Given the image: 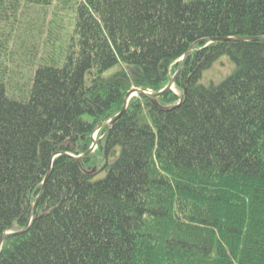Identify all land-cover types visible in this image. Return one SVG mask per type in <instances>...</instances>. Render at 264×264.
<instances>
[{
  "label": "trees",
  "instance_id": "16d2710c",
  "mask_svg": "<svg viewBox=\"0 0 264 264\" xmlns=\"http://www.w3.org/2000/svg\"><path fill=\"white\" fill-rule=\"evenodd\" d=\"M49 8L17 98L13 49ZM257 38L264 0H0V242L25 229L50 173L0 264H264ZM203 40L173 91L138 93L109 125L131 91H163Z\"/></svg>",
  "mask_w": 264,
  "mask_h": 264
},
{
  "label": "rangeland",
  "instance_id": "374dc122",
  "mask_svg": "<svg viewBox=\"0 0 264 264\" xmlns=\"http://www.w3.org/2000/svg\"><path fill=\"white\" fill-rule=\"evenodd\" d=\"M50 8L46 9V12L38 11L29 15V18L25 20V29L20 36L17 46L14 47L12 52V68L13 72L9 80V92L15 97H26L31 87L32 78L36 70L37 62L39 59V39L46 32L42 33L40 25L42 21L45 23L50 19ZM226 63V61H225ZM229 68L227 63L218 64L215 68L216 72H226ZM137 96V95H136ZM135 97V96H134ZM133 98V97H132ZM93 139L98 141L99 135L95 133ZM97 149L93 150V152ZM106 172L100 173L98 178L103 177Z\"/></svg>",
  "mask_w": 264,
  "mask_h": 264
},
{
  "label": "water",
  "instance_id": "95a60500",
  "mask_svg": "<svg viewBox=\"0 0 264 264\" xmlns=\"http://www.w3.org/2000/svg\"><path fill=\"white\" fill-rule=\"evenodd\" d=\"M255 40H257V41H264V38H257V39H255ZM204 41H205V40L200 41V42L194 44V45L190 48V50L188 51V53H187V54L181 59V62H182V63H181V66H180L178 72L176 73V75L174 76V78L171 80L170 84H169V85H168L163 91H161V92H159V93L144 92V91H142V90H133V91H131V92L127 95V97H126V99H125V102H124V105H123V109H122V111H121V112H120L115 118H113V119L111 120V122L109 123V125H110V126H113V125H114V124H115V123H116V122H117V121H118V120H119V119H120V118L126 113V110H127V106H128L129 101L131 100L132 97L136 96L138 93H143L144 95H146V96H148V97L155 98V97H159V96H161L162 94H164V93H166V92H168V91H170V90L173 91V90H174V87H175V81H176V78L179 76L180 72L182 71V69H183V67H184V65H185V63H186V61H187L189 55H190L191 52L193 51L194 47H196L198 44H202ZM223 41H227V39H225V38L213 39V40H210L209 42H210V43H213V42H223ZM97 144H98V142L95 140V142H94L92 148L90 149V151H89L87 154L93 152V150L96 148ZM81 158H82V157H78L77 159H81ZM53 159H54V158H53ZM52 161H53V160H52ZM94 171H95V170H94ZM49 174H50V173H49ZM49 174H48L47 178H46L45 181H44V184H43V187H42V190H41V195H40V197L38 198V200H37V202H36L34 208L32 209V212H31V215H30L29 222H28L27 226H26L25 229H24L23 231H21V232L9 233V234H7L6 236H4V237L1 239V242H0V248H1L2 244L4 243V241H5L6 239L11 238V237H14V236H17V235H21V234H23V233H25V232L27 231V229H28V227H29V225H30V223H31V220H32V218H33V216H34V214H35V212H36V210H37V208H38V206H39L40 199H41V197L43 196V194H44V192H45L46 183H47V181H48Z\"/></svg>",
  "mask_w": 264,
  "mask_h": 264
}]
</instances>
